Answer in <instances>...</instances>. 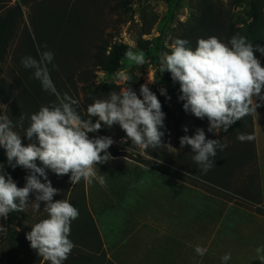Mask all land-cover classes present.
<instances>
[{
  "label": "clouds",
  "instance_id": "9594fccd",
  "mask_svg": "<svg viewBox=\"0 0 264 264\" xmlns=\"http://www.w3.org/2000/svg\"><path fill=\"white\" fill-rule=\"evenodd\" d=\"M188 45L186 39H175L170 51L160 54L159 71L169 72L172 81L179 84V99L184 101L185 112L199 119L207 118L208 132L218 134V129L227 132L237 121L264 105V66L254 54H264V46L253 45L238 34L227 43L210 36L200 38L195 49ZM53 58L54 54L45 50L39 53V59L25 56L21 63L33 70L34 77L44 90L56 96L57 103L42 106L31 114L23 135L14 130L15 125L7 115H0V146L6 150L8 163L28 172L24 186L18 187L0 164V218L7 220L10 213L23 212L29 206L37 212L44 202L47 218L32 225L26 239L47 264H63L75 247L69 237L71 223L79 217V210L67 200H53L59 190L52 186L46 170L57 176L69 175L72 184L81 179L92 183L97 178V165L113 159L108 149L114 140L110 136L90 138L89 133L99 131L102 125L107 128L119 125L126 134L121 143L131 141V147L156 148L165 145L162 142L165 132L161 130L165 128V113L146 83L140 86L139 95L128 86L120 92L111 91L107 99H96L87 105L89 118L84 119L77 110L79 102L57 92L47 67ZM125 58L130 64L146 63L143 51L129 49ZM116 76L126 82L132 80L131 75L121 72ZM154 82L149 79V83ZM160 92L166 95L165 89ZM92 117L97 118L94 123ZM24 119L23 115L19 117L21 128ZM183 130L187 132L188 128ZM22 136L29 141L27 145L22 143ZM237 139L246 142L254 137L240 133ZM186 145L191 147L193 160L205 171L214 165L210 158L216 156L217 149L227 147L220 139L206 138L203 128H197L192 136L180 137V147ZM99 183L104 185L103 176L99 177ZM30 196L34 200L29 204ZM206 251L199 245L195 247L200 256ZM256 252L264 253V248L258 247ZM221 259L226 264L231 254L226 253ZM259 259L264 264V255Z\"/></svg>",
  "mask_w": 264,
  "mask_h": 264
},
{
  "label": "trees",
  "instance_id": "16d2710c",
  "mask_svg": "<svg viewBox=\"0 0 264 264\" xmlns=\"http://www.w3.org/2000/svg\"><path fill=\"white\" fill-rule=\"evenodd\" d=\"M11 1L0 0V10ZM132 1L126 0V4H131ZM67 7V3L58 7L57 13L61 12V14L59 17L54 15L53 18L56 20H50L49 25L47 24L49 31L44 25L34 24L38 46H36L28 31L25 33L24 39L17 45L13 53L14 83L8 82L2 76V69L10 46L16 38V26L18 17L21 15V4L10 8L6 14H0V103L10 101L8 106L9 119L15 125L14 130L21 135L24 134V129L30 124L31 114L38 112L42 106H51L53 103H57L56 96L42 88L41 82L34 77L33 70L22 65L21 59L23 57L32 56L39 59L40 52L51 51L54 58L47 65L50 77L61 96L67 94L72 98V95H74L72 89H76V83L72 80L73 71L76 68L75 64L77 61L88 60L89 67L82 70L78 75L79 82L82 83L81 89L85 103L81 107L83 109L77 108L81 117L88 119L86 112L88 104L93 103L96 99H107L108 93L111 91L118 92L119 89L115 83L95 86L96 71L103 69L109 74L115 73L121 66L125 52L134 49L131 45L104 40L103 43L95 47V52L88 57L86 54L87 44L93 37L89 19L86 18L82 6L74 4ZM66 14L69 17H65ZM248 16L249 20L240 25L234 21L233 14L224 5L213 0L207 1L198 9L197 15L190 24L186 25L184 32L178 38L188 40V46L192 49L196 48L197 41L200 38L206 39L215 36L227 43L232 36L237 34L246 37L253 45L260 44L264 46V0H251ZM150 30V27L144 29L141 35L150 33ZM254 54L260 60L261 65L264 66V54L260 52ZM158 63L159 60H157ZM63 72L65 77L62 76ZM129 75H131L132 80L137 78V75L132 71ZM162 75L166 82L178 84L172 81L169 72L165 71ZM132 80L127 83L131 85ZM140 82L141 79L138 78L137 83ZM152 92L157 95L161 102L165 120L168 118L173 119L168 95H162L160 91L155 90ZM179 94L181 95L180 90ZM182 102L184 103V101ZM180 113H186L183 106ZM21 115L25 117L23 128L19 126ZM92 121L94 123L96 117H92ZM240 133L252 134L254 137L252 113L237 121L227 132L219 129V135L221 136L219 139L227 147L222 151L217 149L216 156L210 158L214 160V165L207 171L193 160L192 150H184L175 154L165 145H161L156 148L149 147L145 149L150 155L149 159L139 155L141 153L136 154L135 158L132 150L137 151L138 148L131 147V141H128L123 143L124 147L121 149L111 148V152L114 156H128L149 168L171 176L191 174L195 178L205 181L207 184L209 183L211 187L224 191H229L231 173L235 169L251 164L255 167L256 183L253 186L249 182L244 194H238L246 202L254 204L258 203L261 197L258 185L255 140L241 142L237 139ZM98 136H110L114 140H121L125 138L126 134L119 125H113L111 128L102 125L99 131L89 133L90 138ZM208 137V139H218V136L215 135ZM129 147L131 148L127 151ZM0 160L4 161L3 170L6 174L14 180L25 179L28 174L27 170L20 166L15 168L10 166L6 150L2 146H0ZM46 171L49 172V170ZM41 180L43 182V178ZM60 183L58 186H54L59 190V193L54 196L53 200H67L79 210V217L71 223L69 237L75 247L63 264H97L99 258L105 257V253L101 250L100 235L86 202L85 181L81 179L78 183L72 184L68 177L67 179H61ZM253 187L254 189H252ZM43 208L34 217H31L25 210L17 212L20 219L17 221L16 227L10 225L3 227L0 235V264H47L38 256L37 251L31 248L30 241L26 239V234L31 231L32 225L47 218V213L43 211ZM258 210L264 214V209L258 208Z\"/></svg>",
  "mask_w": 264,
  "mask_h": 264
},
{
  "label": "rangeland",
  "instance_id": "374dc122",
  "mask_svg": "<svg viewBox=\"0 0 264 264\" xmlns=\"http://www.w3.org/2000/svg\"><path fill=\"white\" fill-rule=\"evenodd\" d=\"M207 1L209 2L212 0H133L131 4H126V0H12L0 10V14H6L10 8L15 7L17 4H21V15L18 17L16 26V38L12 42L6 61L3 64L2 76H4L8 82L11 81L14 83L15 78L13 53L17 45H19V43L24 39L25 33L27 31L31 35L36 46H38L34 33V24L44 25L47 28L50 20H56L53 18L54 15L57 17L60 16L61 12L57 13V10L61 4L67 3L68 7L77 4L78 6H82L86 18L89 19L91 30L93 31V37L87 44L88 50L86 54L88 57L93 52H95V47L103 43L104 40L109 42L111 41L112 43L115 42L117 44L124 43L131 45L134 48L133 51H143L145 54L146 63L142 66L130 64V62L124 57L122 59L121 66L113 74H109L103 69H98L96 71L94 85L100 86L105 83H115L119 87L118 92L129 86L132 88V90L137 92L138 95L140 86L146 83L148 84V87L151 91H160L161 88L165 89L166 94L168 97H170L169 101L173 119L168 118L164 122L165 128L161 129L165 132V135L162 137V142L170 151L175 154H178L184 150H191V147L187 145L183 148L180 147V137L184 135L192 136L194 135L197 128H203L206 138H209L208 136L215 135L218 136L219 139V137H221L219 135V129L217 130L218 134H215L214 132H208L209 122L207 118H196L193 114H191V112H186L185 114L180 113L183 102L179 99V84H171L165 81L162 73L159 71V63L157 64V60H159L161 53L170 51L174 40L184 32L186 25L190 24L192 19L197 15L198 9L203 3ZM213 1H216L229 9L233 14L234 21L240 25L249 20L248 13L251 6V0ZM67 16L68 14H66L65 17ZM148 27L151 29L150 33L141 35L142 31ZM47 30L49 31L48 28ZM75 65L76 68L74 69L75 71H73L74 74L72 75V80L76 83V89H72L74 92V95L72 96L73 99L79 102L78 108L83 109L81 107L84 106L85 103L84 94L81 89L82 83L79 82L78 75L82 70L89 67L88 60L84 59L82 61H77ZM131 71L137 75V78H133L131 85L130 83L128 84L125 80L119 79L116 76L118 72L124 73L125 76H128ZM62 76L65 77L64 72L62 73ZM138 78L141 79L140 83H137ZM149 79L155 80V82L149 83ZM9 102L10 101L0 103L1 115H7L9 117ZM185 127L188 128L187 132L183 130ZM120 141L121 140H114L113 145L108 149V152L112 157H128L124 155H112L111 148L121 149L124 147V144ZM22 143L27 145L29 141L27 138L22 137ZM169 144L171 146H169ZM132 152L134 153L135 158L136 154L138 153H141L139 155L145 159L150 158V155L145 149L138 148L137 151L132 150ZM0 164L4 166V161L0 160ZM96 171L97 178L94 179L92 183H89L90 186L94 184L95 187L100 176L104 177V184L110 185L116 181H121L120 183L126 185L125 179L122 176L130 177L129 183L134 187H131V190L128 192V194L123 195V192L120 191L118 193H113L112 190H110L112 194L111 198L115 199L117 203L120 201L124 202L125 200H133L137 198L139 200L143 199L144 202L141 200L143 203V207L141 208H143L142 210L144 211V214H154L158 220L167 219L166 224L170 220L176 224V227H180L181 225L184 227V225H186L187 232L190 231V228L192 227L191 225L194 223V221H196V224L200 222V229H194L195 227L193 228V238H195V235H199L201 238L202 233H200V230L207 224L208 231L210 232V243H212V250L214 251H217V240H219L221 243L229 242L238 246L241 253V250L243 249L241 244L243 242L251 245L248 247L249 249L247 250V255L244 254L241 257L242 259H237V255L232 256L231 260L233 258L234 262L228 260L226 264H237L239 261L241 264H262L259 256L264 255V253L258 254L256 249L258 247H264L260 246V244L257 243L255 239L253 240V238H250L245 241L238 240L236 238L231 239L229 238V233L227 232H222L225 235L222 238H218L219 233L217 234L218 231L216 224L218 218H220V214H222V211H219L220 209L216 207L217 205L215 198H212L213 200L210 199V213L208 215L204 213V216L201 214L199 217L196 215L194 216L192 212L191 214L188 213L184 220L183 211L176 206V199L172 201L174 197H170L168 194L165 195V193H158V189H154L152 191L151 187H144V184L142 185L143 187L137 186L138 183L134 181L137 176H148V171L143 170L141 167H135L132 164L123 165L122 162L114 163L108 161L107 163L98 164ZM47 175L53 187L61 184V179H67L69 177V175L57 176L50 170L47 172ZM179 175L177 177L183 180L184 175ZM231 175L232 177L231 185L228 189L229 191L219 193L217 192L218 189L211 187L209 183L207 184L205 181L203 182L202 187L206 188L210 191V193H212V195H214H211V197H215L217 195L223 196L226 201L233 202L235 205L244 208L242 210L247 212V209L250 208V203L242 199L239 194H244L248 188L249 182H251L253 186L256 183L255 167L251 164H247V166L235 169ZM14 181L17 183L18 187H23L25 184V179L23 178ZM150 183L151 186L152 182ZM193 184L196 186L201 185L200 179L194 178ZM252 189H254V187ZM164 192L166 191L164 190ZM236 193L239 194L237 195ZM103 194L104 193H102V196ZM105 194L107 200V197L109 198V196L106 192ZM33 200L34 196H30L29 204ZM44 206V202H41V209ZM117 207L118 206H115V208ZM225 208L223 210H226ZM25 211L31 217H34L38 212H34L31 206L27 207ZM19 219L20 216L17 212L10 213L7 220L0 218V229H3V227H7L9 225L16 227L17 221ZM235 230L237 233L242 232L241 225L236 224ZM1 231L2 230H0V235L2 233ZM246 232H248V237L249 233L250 236L254 235L255 233L252 229H248ZM257 233L258 232L255 234L257 235ZM94 254L99 257L96 253ZM238 255H240V253ZM223 256L224 255L216 256V259L210 256L208 262L205 264H225V262H223L221 259ZM97 264H111V262H106V258L102 256V258L98 259Z\"/></svg>",
  "mask_w": 264,
  "mask_h": 264
},
{
  "label": "crops",
  "instance_id": "0c3cea01",
  "mask_svg": "<svg viewBox=\"0 0 264 264\" xmlns=\"http://www.w3.org/2000/svg\"><path fill=\"white\" fill-rule=\"evenodd\" d=\"M252 129L261 197L258 203L249 204L250 208L247 209V212L233 202L226 201L223 196L211 197L212 193L202 187L204 181L200 180L201 185L199 186L194 185L193 179L195 177L191 174L184 175L182 180L177 176L149 168L129 157H113L110 162H122L123 165L132 164L148 171L149 177L137 176L134 179L138 183L137 186L151 187L152 191L158 189V193H165V195L174 197L172 201L176 199V206L183 211L184 220L187 214L192 212L194 216L199 217L201 214L204 216V213L208 215L210 213V199L215 198L216 207L222 211L216 224L217 234L219 233L218 238L225 235L222 232H227L231 239L236 238L245 241L253 238L260 246L264 247V214L258 210V208L264 209V105L258 107L256 112H252ZM122 177L125 179L126 185L120 183L121 181H116L117 183H112V185H101L97 180L94 187V184L90 186L89 183L85 182L86 202L100 235L101 250L105 253L106 262H111V264H194V262L195 264H205L210 256L216 259V256L230 253L231 257L237 255V259H242L244 254L247 255L248 247L251 245L245 242L241 244L242 253L238 246L229 242L221 243L219 240L216 243L219 253L212 250L213 245L210 243V232L207 224L201 229L202 232L200 230L201 238L199 235H195L193 238L192 231L200 229V222L196 224L194 221L190 231H188L190 233H188L186 225L176 227V224L170 220L166 224L167 219L158 220L154 214H144L143 208H141L143 207V199L137 198L117 203L115 199L111 198L110 190L113 193L120 191L126 195L131 187H134L129 183V176ZM150 182H152L151 186ZM105 192L109 196L107 200ZM217 192L222 193L224 190ZM102 193H104L103 196ZM115 206L118 207L115 208ZM224 208L226 210H223ZM236 224L241 225L242 232H236ZM248 229H252L255 233L258 232L257 235L254 233L250 236L249 233L248 237V232H246ZM197 245L207 249L203 256L195 252ZM239 253L240 255H238ZM229 261L234 262V259Z\"/></svg>",
  "mask_w": 264,
  "mask_h": 264
}]
</instances>
